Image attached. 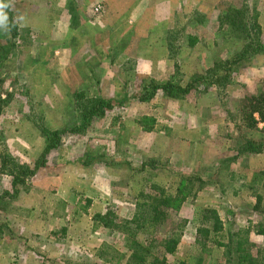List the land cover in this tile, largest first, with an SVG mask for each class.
Returning a JSON list of instances; mask_svg holds the SVG:
<instances>
[{
    "label": "rangeland",
    "instance_id": "rangeland-1",
    "mask_svg": "<svg viewBox=\"0 0 264 264\" xmlns=\"http://www.w3.org/2000/svg\"><path fill=\"white\" fill-rule=\"evenodd\" d=\"M3 2L17 32L13 37L8 22L7 28H0V78L13 95L0 115V149L10 155L8 163L34 166L40 153L33 160L34 151L30 157L21 135L30 130L39 135L36 123L51 129L81 123L75 93L79 98L109 97L111 107L84 131L64 130L59 146L49 152L44 165L66 164L65 157L98 158L113 172L99 174L103 180L99 176L95 180L96 170L84 177L102 185L109 197L107 208L123 219L131 217L138 193H148L150 183L174 192L184 181L182 176L195 177L193 188L189 184L184 188L185 200L176 214L186 223L176 235L174 252L167 257L171 264H197L202 254L194 241L195 228L198 210L204 207L218 211L226 231L248 227L249 239L260 248L264 245V199L256 203L248 188L252 174L264 167V151L239 152L247 139L243 135L264 140V121L254 113L258 124L248 129L236 113L243 96L264 90V0ZM88 18L96 27L108 26V31L84 27L83 32L71 31ZM209 67L229 71L231 82L224 90L197 83L185 98L157 91L147 100L138 99L142 93L148 95L149 83L172 77L183 85L198 73L205 75ZM104 125H109L108 131ZM82 164L86 169L90 166ZM30 179L18 189L27 188ZM5 191L12 192L11 176L0 172V219L4 217ZM18 194L6 201L13 210L24 204ZM84 199L78 196L74 204L90 208ZM16 216L10 226L0 227L14 239L11 261L3 260L6 251L0 245V264H125L123 255L108 262L98 256L103 242H112V238L101 227L93 234L88 220H82L87 226L81 242L75 240L78 236L74 241L70 237L68 244L53 240L61 231L54 222L45 228L46 237L38 250L29 253L28 224ZM23 244L28 246L25 252ZM52 250L59 252L55 258ZM219 251L203 255L200 264H218Z\"/></svg>",
    "mask_w": 264,
    "mask_h": 264
},
{
    "label": "trees",
    "instance_id": "trees-1",
    "mask_svg": "<svg viewBox=\"0 0 264 264\" xmlns=\"http://www.w3.org/2000/svg\"><path fill=\"white\" fill-rule=\"evenodd\" d=\"M8 24L12 30V36H16V25L12 19H9ZM9 45L12 44L9 43ZM3 82L0 78V115L13 97L11 92L4 89ZM230 82L229 71L221 73L218 67H209L205 75L198 73L183 85L172 77L161 83H149L148 95L142 93L138 99L147 100L157 91L168 97L181 99L185 98L192 86L197 83H204L207 87L214 85L224 90ZM73 98L75 101L77 99V116L81 120L79 125H66L64 128L51 129L42 123H36L38 131L44 138V146L39 157L34 161L33 167L15 161H12V164L8 163L10 155L0 149V172L11 176L12 192L5 191V195H16L18 188L24 185L28 178L36 175L38 169L45 164L49 152L59 146L60 135L65 129H69L70 132L84 131L94 118L103 116L112 103L111 100L101 97L80 96L79 98L76 93ZM236 113H239L245 128H256L258 121L254 113H257L260 120L264 121V90L257 94L243 96L236 108ZM242 137L247 139L242 144L240 153L244 150L247 154H259L264 151V140L246 135ZM252 177L248 188L252 189L256 203L261 204L264 199V167L257 169ZM181 178L187 181V185L184 181L180 182L174 192H170L161 184L150 183L148 193L145 191L138 193L134 210L129 218L117 217L115 211L109 207L104 213L93 214L94 230L101 227L112 238V242H103L98 256L105 262L123 255L125 264H171L167 257L174 252L178 243L176 235L186 223L185 219L177 218L176 214L185 200L184 188L187 189L189 185L193 188L195 180V177L185 175ZM86 202L89 203L88 200ZM198 213L199 225L195 228L194 241L202 255L197 264L202 262L203 255L211 254L214 249H220L221 261L218 264H264V245L260 248L257 243L249 239L248 227L226 231L223 219L216 209L204 207L199 209ZM261 234L264 235V231H261ZM107 253L110 257H103V254ZM178 264L188 263L181 261Z\"/></svg>",
    "mask_w": 264,
    "mask_h": 264
},
{
    "label": "crops",
    "instance_id": "crops-1",
    "mask_svg": "<svg viewBox=\"0 0 264 264\" xmlns=\"http://www.w3.org/2000/svg\"><path fill=\"white\" fill-rule=\"evenodd\" d=\"M82 28L88 31H108V26L102 25L96 27V25L91 24L89 18L86 19L84 23H82V25L75 27V29L71 31L83 32V30H81ZM86 32L87 31H84L85 35L87 34ZM55 53L57 54V51ZM56 58L60 57L56 56ZM70 67L72 66L69 65L68 68ZM68 97H71L70 94L68 95ZM57 98L60 99V97ZM108 98L109 97H106V99ZM29 123L32 122L30 121ZM116 126V129L118 130L119 122ZM36 130L38 131V129ZM104 130L108 131L109 125H104ZM22 131L24 130L22 129ZM100 131H103L102 124L100 125ZM39 135L35 134L33 130H30L27 135H21V138H23V142L24 140L26 142V147L29 148L28 155L30 157V153L34 151L32 153L33 160L40 153L41 149L44 146V138L41 136V134ZM34 137L36 138L35 143L32 142V140H34ZM122 142H125L124 135L122 136ZM18 143H20V141ZM21 146L24 147V145L22 144ZM65 159L67 160L66 164L57 163V166H53V164L55 163H53L51 166H49V164L44 165L38 170L36 176L32 177L30 179V182L28 181L26 183L27 188H20V190L18 191L20 195L18 194V196H20V201L24 202V204L20 203L16 207V210H13V207L10 203H6V201L10 199V195H6V201L3 202L4 210H2L4 213V217L3 219H0V227L1 229H3L2 227L6 228L7 226H10L9 222H12L15 213H17L16 217L20 219L21 223L25 225L28 224L26 228H28V230L30 231L27 235L29 236V239H31V241H27V243L28 246L31 243L30 246L32 248L23 244L21 248L24 252L27 251V249H25L26 247H28L29 253H33L35 252V250L37 251V246L41 244L42 240L46 237L45 228H47L48 226L51 227V223L54 222L61 227V231L59 233L61 237L57 234L58 239L53 240H57L56 242H64V244H68L70 237L74 241V236H78L75 240L81 242L79 241V238L81 237V235H83L84 228H86L87 226L86 223L85 225L82 224V220L84 222H90V227H92L93 230H91L94 234L92 216L95 213H104L107 208L106 204L109 199L108 193L103 189L100 183H98L97 181H93L92 177L88 178L84 177V175L86 176V173L90 174L93 172V170H96L99 172L97 174V178L95 179L97 180L99 179V174L103 173L104 171L107 174H110L113 171L107 169L106 164L98 161V158L95 157L89 161H85L84 158L82 159V157H76L72 159L70 157H65ZM82 161H84L86 164H90L88 169L84 167ZM60 165H63L61 166L62 171L59 170ZM96 165H100L102 167H97ZM100 180H103V177H100ZM78 196H83V198H85L83 200L84 203H86V201L88 200L90 202V208H78L77 205L74 204V200H76V197ZM24 211H26V214L24 213ZM74 229L78 230L77 234H74ZM8 235L9 234L7 233V231L0 230V245L3 246L4 251H6L5 256H3L4 261L12 260L11 248L14 244V239L12 234L10 236ZM96 246L98 248L100 246V243H98ZM97 248L93 250H97ZM51 254H53L55 258L56 256H58L59 252L52 250ZM0 255H2V253H0ZM51 256L52 255H50V257ZM31 262L32 261H28V264H31Z\"/></svg>",
    "mask_w": 264,
    "mask_h": 264
},
{
    "label": "clouds",
    "instance_id": "clouds-1",
    "mask_svg": "<svg viewBox=\"0 0 264 264\" xmlns=\"http://www.w3.org/2000/svg\"><path fill=\"white\" fill-rule=\"evenodd\" d=\"M7 7L8 5L3 0H0V28H7L8 16L5 12V8Z\"/></svg>",
    "mask_w": 264,
    "mask_h": 264
}]
</instances>
